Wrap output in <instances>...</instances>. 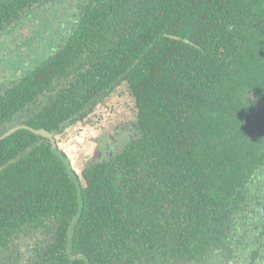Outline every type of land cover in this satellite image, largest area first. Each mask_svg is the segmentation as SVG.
I'll return each mask as SVG.
<instances>
[{"label": "trees", "instance_id": "obj_1", "mask_svg": "<svg viewBox=\"0 0 264 264\" xmlns=\"http://www.w3.org/2000/svg\"><path fill=\"white\" fill-rule=\"evenodd\" d=\"M50 1L0 0V30ZM71 18L75 25L63 45L0 86V136L22 124L51 132L71 116L61 99L45 94L55 78L69 80V92L89 100L110 83L127 82L147 134L138 159L158 154L153 165L191 180L188 190L199 193L201 205L194 196L185 204L184 226H172L177 232L168 250L164 226H103L115 215L99 184L79 189L50 143L19 129L0 141L4 262L19 263L17 238L36 237L39 229L50 236L53 229V242L34 246L46 252L40 261L29 256L26 264H135L150 251L151 259L137 264H160L169 254L185 256L184 247L192 250L189 236L205 241L216 226L224 229L219 221L233 213L231 200L240 218L246 216L242 201L250 200L264 167V134L259 139L252 130L262 120L247 122L261 110L248 95L258 94L264 79V0H84ZM147 196L136 194L127 209L136 206L146 219ZM53 216L61 226L43 224ZM212 238L227 246L220 229ZM228 255L235 259L236 247ZM258 256L263 260L259 252L251 264Z\"/></svg>", "mask_w": 264, "mask_h": 264}, {"label": "flooded vegetation", "instance_id": "obj_2", "mask_svg": "<svg viewBox=\"0 0 264 264\" xmlns=\"http://www.w3.org/2000/svg\"><path fill=\"white\" fill-rule=\"evenodd\" d=\"M69 30L70 28H68ZM67 32L58 42L54 43V46L52 45L51 53L43 57H49L58 49V46L65 43L71 31L68 34ZM29 63V67L24 69L23 74H26V71H29L33 65L32 61ZM73 76L79 77V73H75L71 77ZM259 83L261 93L249 94L248 98L252 99L261 110L260 113L248 117L247 122L252 121L250 126L252 127L256 122L262 120V128H260V124L257 125V129L252 127L260 139L261 133L259 132L263 131L264 134V79L261 76ZM53 86H55L54 89H52ZM71 88L69 80L55 78L45 92L58 103L61 99L63 107H67L71 116L58 129L50 132L53 135L52 138L41 137L50 143L53 152L64 162L71 179L79 189L99 184L98 190H103L107 208L112 209L111 212L115 215V218L109 219L108 217L103 226H137L140 224L149 226V230H152L153 226H164L168 250L171 244L170 240L177 232H173L174 227L172 226H184L181 219L184 220V216L188 215L182 214L187 210L185 204L192 201L194 196L195 204L198 202V205H201L199 193L192 196L191 190H188L192 181H183V176L181 177L180 174L169 175L167 173L164 175L163 167L158 168L153 165V163L160 162L158 154L151 155L145 160L138 159L137 154L143 150L145 145L143 141L147 134L142 128L138 99L127 82L110 83L90 100L84 95H73L69 92ZM65 92L69 94L64 95ZM82 105L83 108L78 110L77 108ZM71 108L74 110L71 111ZM169 129L173 130V128ZM181 129L179 128V131ZM153 132L154 130H150V135ZM150 140L152 141V138ZM257 141L260 140L257 139ZM166 147H170V145L166 144ZM74 148L76 150L69 155L67 150L72 152ZM166 155L171 157L173 153L168 150ZM256 177L250 189V200L246 198L242 201L246 216L240 218L232 208L233 201L231 200L229 206L233 213L228 214L223 221L218 220L224 229L216 226L210 233L211 237L209 236L205 241L202 240L203 237L189 236L188 240H192L190 244L195 245L192 250L184 247L185 256L180 255L179 259H174V255L169 254L164 258V261L161 260L160 264H251L250 258L259 252L263 260L261 261L258 256L257 264H264V167L261 168V174H257ZM140 193L150 197L147 200L143 199L144 203L146 201L148 203V206H145L147 209L146 219L142 218L136 206L127 209V204H134L137 201L136 194ZM116 194L118 198L115 199ZM122 195L125 197L124 200L121 199ZM113 204H116L117 208H114ZM140 204L142 203L140 202ZM208 209L214 212L215 208L209 206ZM131 211L133 213H130ZM136 213L139 214L138 218ZM213 217L215 218L216 215L213 214ZM48 220L43 224L48 226L50 223L51 226H61L55 216ZM219 229L221 233L227 234L228 239L225 240L227 246L212 238ZM215 230L217 231L214 233ZM54 235L53 229L50 236L45 235L39 229L36 237L48 245L54 241L51 238ZM45 237L50 238L45 239ZM17 239L15 242L20 248ZM206 243H208L207 246ZM235 247L234 259L228 253L234 252ZM33 249V245L30 247L29 253L18 249L16 253L18 254V264L21 262L26 264L29 256L33 257L31 259L40 261V257L46 253L44 250H39L36 253ZM6 256L7 254H1V264H6L3 260ZM151 256L152 252L150 251L135 264L151 259ZM130 257L134 258L135 255H130ZM22 258L24 259L22 260Z\"/></svg>", "mask_w": 264, "mask_h": 264}, {"label": "rangeland", "instance_id": "obj_3", "mask_svg": "<svg viewBox=\"0 0 264 264\" xmlns=\"http://www.w3.org/2000/svg\"><path fill=\"white\" fill-rule=\"evenodd\" d=\"M82 1L51 0L28 13L27 17H20L16 23L0 30V86L9 84L15 74L23 75L24 69L29 67L28 62L37 64L43 56L51 53L52 45L68 28L71 31L74 27L71 16L76 14L77 5ZM75 148L72 152L67 150V153L71 155ZM32 239V236L17 239L20 244L18 249L29 253Z\"/></svg>", "mask_w": 264, "mask_h": 264}, {"label": "water", "instance_id": "obj_4", "mask_svg": "<svg viewBox=\"0 0 264 264\" xmlns=\"http://www.w3.org/2000/svg\"><path fill=\"white\" fill-rule=\"evenodd\" d=\"M170 38L172 39H176L178 41H181V42H185L187 44H191V45H194L193 42H191L189 39H186L184 37H180V36H176V35H170L169 36ZM19 129H28L30 131H32L34 134L36 135H39V136H42V137H45V138H52V134L44 129H34L28 125H16L12 128H10L7 132H5L2 136H0V141L3 140L4 138L12 135L13 133H15L16 131H18Z\"/></svg>", "mask_w": 264, "mask_h": 264}, {"label": "crops", "instance_id": "obj_5", "mask_svg": "<svg viewBox=\"0 0 264 264\" xmlns=\"http://www.w3.org/2000/svg\"><path fill=\"white\" fill-rule=\"evenodd\" d=\"M24 237H25V236H24ZM39 241H40V240H39L37 237H35V235H34V237H33V239H32V245H33V247H34V246L37 247Z\"/></svg>", "mask_w": 264, "mask_h": 264}]
</instances>
